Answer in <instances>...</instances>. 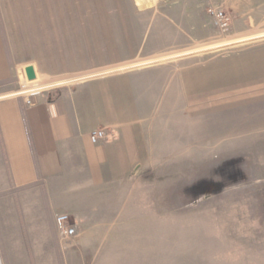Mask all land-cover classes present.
Listing matches in <instances>:
<instances>
[{"label": "crops", "instance_id": "crops-1", "mask_svg": "<svg viewBox=\"0 0 264 264\" xmlns=\"http://www.w3.org/2000/svg\"><path fill=\"white\" fill-rule=\"evenodd\" d=\"M225 4L243 43L203 55L196 0H0V264H128V182L181 154L208 91L264 78V0ZM27 66L57 84L30 107Z\"/></svg>", "mask_w": 264, "mask_h": 264}, {"label": "rangeland", "instance_id": "rangeland-1", "mask_svg": "<svg viewBox=\"0 0 264 264\" xmlns=\"http://www.w3.org/2000/svg\"><path fill=\"white\" fill-rule=\"evenodd\" d=\"M196 4L190 30L198 53L242 45L225 0ZM209 6L229 17L226 32L215 27ZM17 80L12 94L21 85L56 84L28 81L23 68ZM210 94L222 98L197 109L195 134L181 154L128 182V264H264V78L233 77Z\"/></svg>", "mask_w": 264, "mask_h": 264}, {"label": "built area", "instance_id": "built-area-1", "mask_svg": "<svg viewBox=\"0 0 264 264\" xmlns=\"http://www.w3.org/2000/svg\"><path fill=\"white\" fill-rule=\"evenodd\" d=\"M207 12L213 18V23L217 29L221 32H226L229 28V17L225 11L219 6H209ZM25 72V71H24ZM26 75V74H25ZM37 78V77H36ZM36 80V79H34ZM28 80V81H34ZM61 84V83H58ZM57 84L53 85H39L30 88H24L22 85L19 91L13 93L14 96H20L23 98L25 106H32L34 104L33 97L43 94L46 90H51L55 88ZM92 142H98L100 140L108 139V134L106 129L100 128L92 131L90 135ZM55 228L59 237L63 240H71L76 235V227L71 218L66 213L57 214L55 217Z\"/></svg>", "mask_w": 264, "mask_h": 264}, {"label": "water", "instance_id": "water-1", "mask_svg": "<svg viewBox=\"0 0 264 264\" xmlns=\"http://www.w3.org/2000/svg\"><path fill=\"white\" fill-rule=\"evenodd\" d=\"M24 70L28 80L36 79V74L32 66H27Z\"/></svg>", "mask_w": 264, "mask_h": 264}]
</instances>
